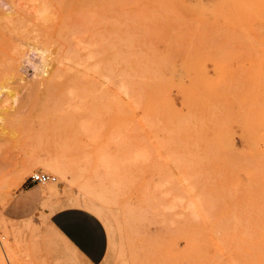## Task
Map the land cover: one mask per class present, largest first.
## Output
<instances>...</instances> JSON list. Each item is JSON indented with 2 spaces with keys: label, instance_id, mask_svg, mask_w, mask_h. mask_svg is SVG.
<instances>
[{
  "label": "rangeland",
  "instance_id": "374dc122",
  "mask_svg": "<svg viewBox=\"0 0 264 264\" xmlns=\"http://www.w3.org/2000/svg\"><path fill=\"white\" fill-rule=\"evenodd\" d=\"M100 4L0 0V264H88L47 230L90 202L100 264H264V0ZM105 31L107 75L67 57Z\"/></svg>",
  "mask_w": 264,
  "mask_h": 264
},
{
  "label": "crops",
  "instance_id": "0c3cea01",
  "mask_svg": "<svg viewBox=\"0 0 264 264\" xmlns=\"http://www.w3.org/2000/svg\"><path fill=\"white\" fill-rule=\"evenodd\" d=\"M47 233L55 234L66 253L81 256L88 264H100L109 252V233L104 222L92 211L66 205L48 211Z\"/></svg>",
  "mask_w": 264,
  "mask_h": 264
},
{
  "label": "bare ground",
  "instance_id": "6f19581e",
  "mask_svg": "<svg viewBox=\"0 0 264 264\" xmlns=\"http://www.w3.org/2000/svg\"><path fill=\"white\" fill-rule=\"evenodd\" d=\"M87 1L89 3H91V4H93V5H102V4H100L101 0H87ZM7 27H8V25H7ZM95 34L92 35L94 37V40H92V38H91V42H90L89 47L88 48H82V53L81 54H78L79 53L78 52L77 53L78 55H76L74 57L71 56L73 54H69V55H67V57H69L70 59L76 60L77 63H79V62H81L82 55L84 54L83 49H86V53H87L86 61H87L88 58L92 57L95 60L96 65L98 66V71L101 74L107 75V31H105L104 34H97V33H95ZM37 50H38L39 56L41 55V57H42V61L37 66V68H38V70H40V73L42 74V76H45L48 73V71H49L48 67L50 66V60H51L50 50H48V49H46L44 47H40V46H37ZM57 61L62 63L61 60L57 59ZM84 63H85V61H84ZM76 74H78V73H75V74L67 73L66 75H64V77H63L64 79L61 82H59V81L55 82L53 79H52V81L46 82L47 83V85H46L47 91L44 92V93L51 94V92L62 91L60 89V87H62L63 90H66L67 88H69V90H70V89H72L74 87L82 86L83 84L80 83L81 79ZM23 97H24V95H23ZM106 103H107V97H106ZM45 164L50 169H53L54 171H56L58 174H60L62 176H65V173H66L65 168L58 161H56V160H48V161L45 162ZM80 188H81V186H80ZM101 195L103 197V191H100L99 197ZM83 201H84V199H83ZM85 201H84V204H85ZM94 204H93V202L92 203L91 202L87 203V204H85L84 208L92 211L93 213H95L99 217L102 214V210L100 209L101 207L99 206L100 207L99 208V207H97L96 204L95 205ZM100 205H101V203H100Z\"/></svg>",
  "mask_w": 264,
  "mask_h": 264
},
{
  "label": "built area",
  "instance_id": "2783aa9c",
  "mask_svg": "<svg viewBox=\"0 0 264 264\" xmlns=\"http://www.w3.org/2000/svg\"><path fill=\"white\" fill-rule=\"evenodd\" d=\"M30 180L33 183H47L58 181V175L44 169H36L30 174Z\"/></svg>",
  "mask_w": 264,
  "mask_h": 264
}]
</instances>
